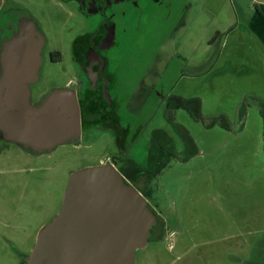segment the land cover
<instances>
[{
    "label": "rangeland",
    "instance_id": "rangeland-1",
    "mask_svg": "<svg viewBox=\"0 0 264 264\" xmlns=\"http://www.w3.org/2000/svg\"><path fill=\"white\" fill-rule=\"evenodd\" d=\"M255 1L151 0L141 31L125 38L124 81L132 92L152 87L146 99L129 98L131 110L122 116L128 159L145 164L156 130L167 132L181 153L166 102L171 96L201 101L198 118L183 109L173 113L199 154L180 155L151 182L143 176L131 183L147 191L162 222L137 251L136 264H264V43L244 27ZM7 9L27 11L46 37L33 103L56 88L76 89L70 82L76 74L70 47L78 33L73 18L55 0H2L1 10ZM117 153L115 134L104 129L39 157L1 141L0 264L24 263L39 231L61 210L72 173Z\"/></svg>",
    "mask_w": 264,
    "mask_h": 264
},
{
    "label": "water",
    "instance_id": "water-1",
    "mask_svg": "<svg viewBox=\"0 0 264 264\" xmlns=\"http://www.w3.org/2000/svg\"><path fill=\"white\" fill-rule=\"evenodd\" d=\"M45 47L31 16L19 18L0 45V140L39 156L82 138L75 89L56 88L33 103ZM156 224L149 200L113 164L90 166L71 174L61 210L23 264H136Z\"/></svg>",
    "mask_w": 264,
    "mask_h": 264
},
{
    "label": "flooded vegetation",
    "instance_id": "flooded-vegetation-1",
    "mask_svg": "<svg viewBox=\"0 0 264 264\" xmlns=\"http://www.w3.org/2000/svg\"><path fill=\"white\" fill-rule=\"evenodd\" d=\"M55 1L67 12L68 16L73 18V30L78 32L73 38L70 47V60L74 73H76L74 80L70 82L72 83L71 86L76 88L75 91L80 105L82 138L89 135L94 129L112 131L115 134L118 153L109 162H104L103 164L111 163L121 174L126 173L131 176L134 175L137 167L142 168V172L135 176H148L151 182L170 165L171 161L180 158V155L184 157V145L181 138V153L177 150L174 141L173 147L175 153L173 154L176 155V158H170L172 156L170 155L172 153V146L166 141L163 144L164 149L160 152V160L157 164L154 163L155 155L148 157L154 132L162 131L165 135L170 136L164 130H156L152 133L145 164L130 160L126 156L128 152L126 140L129 132H126L123 128L125 120L122 116L126 112L125 110H131L129 98L140 95L146 99L152 93V87L141 84L140 88L143 91H140V89L137 92H132L129 88V83L124 81V41L131 32H138L143 28L145 16L153 10L151 0ZM163 9H166L163 19L167 22L172 15V11L168 9V4L163 6ZM153 15L155 16V14ZM22 16L30 15L24 10H0V45L6 36L10 37L12 35L19 18ZM159 16H162V12ZM38 26L41 30L39 24ZM52 59L54 63H59L62 61V56L60 53L55 52L52 54ZM174 97L180 96H171L166 102V118L168 121H171L173 126L175 123L173 121V113L176 110L173 111L171 105ZM123 105L124 110H122ZM23 152L30 156L39 157V155H32L25 150ZM167 159H170L168 165ZM161 161L164 164L163 166ZM154 168L159 169L156 175H153L151 171ZM142 189L139 191L144 196L147 195V191L144 188ZM149 206L157 217V224L151 231L152 237L154 231L156 229L158 231V226L162 222L153 205L149 204Z\"/></svg>",
    "mask_w": 264,
    "mask_h": 264
},
{
    "label": "trees",
    "instance_id": "trees-1",
    "mask_svg": "<svg viewBox=\"0 0 264 264\" xmlns=\"http://www.w3.org/2000/svg\"><path fill=\"white\" fill-rule=\"evenodd\" d=\"M172 110H179V109H183V110H187L191 116H193L194 118H198L201 114V101L198 98H192V99H185V98H181V97H174L173 102H172ZM260 112L261 115L264 119V102H260ZM174 127L176 132L178 133L179 138H181L183 145H184V159L188 160L190 158H192L193 156L199 154V149L198 146L195 142V140L193 139L192 135L190 134V132L183 127L180 124H176L174 123ZM165 141L170 144L172 146V153L170 155H172L170 158H176V155L173 154L175 153L174 150V140L172 137L165 135L162 131H156L153 133L152 135V141H151V145H150V153H148V157L154 156L155 155V161L154 163H158L159 162V158L160 155L164 149V143ZM155 152V153H154ZM150 156V157H151ZM170 159H167V165L169 164ZM162 166L164 165L161 161ZM160 168V167H159ZM153 172V175H156L157 172L159 171L158 168H154V170H151ZM140 172H142V168L137 167L136 171L134 173L133 176L126 174V173H122V175L124 176V178L129 182V183H134L137 182V178L136 177ZM136 175V176H135Z\"/></svg>",
    "mask_w": 264,
    "mask_h": 264
},
{
    "label": "crops",
    "instance_id": "crops-1",
    "mask_svg": "<svg viewBox=\"0 0 264 264\" xmlns=\"http://www.w3.org/2000/svg\"><path fill=\"white\" fill-rule=\"evenodd\" d=\"M255 3L258 4L256 12L244 24V27L253 31L264 43V0H256ZM237 29L238 27H235L232 32Z\"/></svg>",
    "mask_w": 264,
    "mask_h": 264
}]
</instances>
